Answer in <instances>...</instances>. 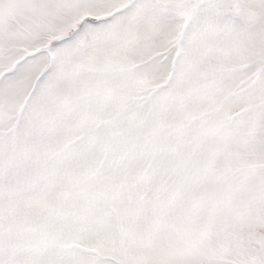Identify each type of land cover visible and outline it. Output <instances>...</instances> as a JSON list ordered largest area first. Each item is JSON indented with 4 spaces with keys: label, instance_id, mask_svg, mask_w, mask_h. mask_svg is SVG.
<instances>
[{
    "label": "snow or ice",
    "instance_id": "snow-or-ice-1",
    "mask_svg": "<svg viewBox=\"0 0 264 264\" xmlns=\"http://www.w3.org/2000/svg\"><path fill=\"white\" fill-rule=\"evenodd\" d=\"M0 264H264V0H0Z\"/></svg>",
    "mask_w": 264,
    "mask_h": 264
}]
</instances>
